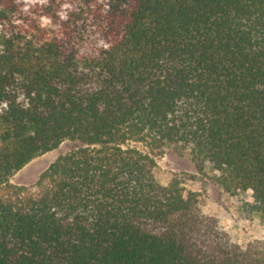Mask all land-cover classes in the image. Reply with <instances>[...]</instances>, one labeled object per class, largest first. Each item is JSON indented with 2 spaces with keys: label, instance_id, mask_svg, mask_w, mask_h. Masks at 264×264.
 <instances>
[{
  "label": "trees",
  "instance_id": "16d2710c",
  "mask_svg": "<svg viewBox=\"0 0 264 264\" xmlns=\"http://www.w3.org/2000/svg\"><path fill=\"white\" fill-rule=\"evenodd\" d=\"M27 5L0 0V264H264L186 178L155 175L189 154L264 215V0Z\"/></svg>",
  "mask_w": 264,
  "mask_h": 264
},
{
  "label": "rangeland",
  "instance_id": "374dc122",
  "mask_svg": "<svg viewBox=\"0 0 264 264\" xmlns=\"http://www.w3.org/2000/svg\"><path fill=\"white\" fill-rule=\"evenodd\" d=\"M47 1L26 0L28 3L26 7L30 9ZM36 21H40L41 25H48L46 20L41 21L37 18ZM32 35H36V31L30 30L27 33L29 38ZM81 147L78 142L66 141L56 150L34 159L24 169L14 174L10 181L17 185H33L60 156ZM155 175L162 184H168L176 176L186 178L185 186L197 193L203 211L219 218L234 242L244 247L253 241L264 242V215L254 213L249 216L245 211V204L252 202V191L239 192L237 195L227 193L213 181L211 171L200 172L189 154L181 156L170 148L166 149L162 156L157 157Z\"/></svg>",
  "mask_w": 264,
  "mask_h": 264
}]
</instances>
